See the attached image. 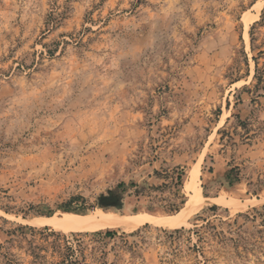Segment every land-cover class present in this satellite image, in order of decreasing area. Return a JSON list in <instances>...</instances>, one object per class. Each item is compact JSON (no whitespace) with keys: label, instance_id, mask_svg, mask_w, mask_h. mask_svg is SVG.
Here are the masks:
<instances>
[{"label":"rangeland","instance_id":"374dc122","mask_svg":"<svg viewBox=\"0 0 264 264\" xmlns=\"http://www.w3.org/2000/svg\"><path fill=\"white\" fill-rule=\"evenodd\" d=\"M0 264H264V0H0Z\"/></svg>","mask_w":264,"mask_h":264},{"label":"bare ground","instance_id":"6f19581e","mask_svg":"<svg viewBox=\"0 0 264 264\" xmlns=\"http://www.w3.org/2000/svg\"><path fill=\"white\" fill-rule=\"evenodd\" d=\"M196 173H191V183L188 185L194 190V195L188 200L185 207L174 215L156 217L151 214L119 216L108 210L97 209L91 214L70 213L61 217L46 216L42 217L41 223L60 231H94L105 228H115L123 223H131L137 220L151 221L166 228L174 229L184 225L192 212H197L201 204L207 198L201 193L200 188L196 187L194 181Z\"/></svg>","mask_w":264,"mask_h":264},{"label":"trees","instance_id":"16d2710c","mask_svg":"<svg viewBox=\"0 0 264 264\" xmlns=\"http://www.w3.org/2000/svg\"><path fill=\"white\" fill-rule=\"evenodd\" d=\"M66 209L69 210L68 208H66ZM104 234H105L106 236H113V235L115 234V232H114V231H109V230H107V231L104 232Z\"/></svg>","mask_w":264,"mask_h":264}]
</instances>
